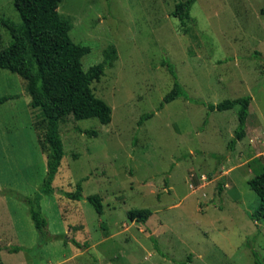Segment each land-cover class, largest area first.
Returning <instances> with one entry per match:
<instances>
[{
	"label": "rangeland",
	"instance_id": "1",
	"mask_svg": "<svg viewBox=\"0 0 264 264\" xmlns=\"http://www.w3.org/2000/svg\"><path fill=\"white\" fill-rule=\"evenodd\" d=\"M181 1L62 0L72 41L90 48L84 70L110 54L92 88L112 122L60 123L65 156L54 194L41 196L44 235L28 204L49 171L41 111L27 81L0 69V98L16 97L0 104V264H264L248 184L264 169V0H198L185 27L172 16ZM0 17L21 22L14 0H0ZM12 41L0 24V51ZM167 63L188 98L161 108L175 83ZM245 96L246 136L230 149L237 110L208 105ZM78 185L81 201L65 197ZM94 195L102 216L87 200ZM142 208L152 211L147 222L132 221Z\"/></svg>",
	"mask_w": 264,
	"mask_h": 264
},
{
	"label": "trees",
	"instance_id": "2",
	"mask_svg": "<svg viewBox=\"0 0 264 264\" xmlns=\"http://www.w3.org/2000/svg\"><path fill=\"white\" fill-rule=\"evenodd\" d=\"M198 0H185L176 4L172 16L185 27L191 20V12ZM62 0H14V7L21 22L0 17V24L13 36L12 43L0 51V69L18 74L27 81V92L31 97V107L41 111V121L38 129L44 131L41 135V146L47 154L49 171L44 181L41 193L28 199L30 213L35 228L41 235L46 233L47 220L40 207L42 195L54 194L53 183L65 156L63 139L59 126L68 117L76 121L98 119L102 125L112 122V109L102 99L98 98L92 88L105 75V69L110 62V54L106 52L103 63L83 68L82 60L90 53V48L76 44L70 37L73 28L70 19L59 13ZM264 16V7L260 10ZM175 83L174 88L166 95L164 103H171L178 98H188L187 93L178 81L175 68L166 64ZM15 96L0 98V104L15 99ZM252 102L251 96L224 100L218 104H209L211 112L237 110L238 127L235 138L229 148L235 149L237 143L246 136V124ZM154 113L142 116L140 124L154 117ZM89 136H96L95 131H86ZM43 134V133H42ZM255 192L258 203L251 218L257 223H264V169L248 181ZM222 186V185H221ZM223 190L220 188V191ZM72 201L83 199L82 186L78 185L71 193H63ZM98 215L104 214L103 200L94 195L87 198ZM152 215L150 209H132L129 218L132 221L146 223ZM75 245L79 244L74 241ZM9 253L20 251L19 247L6 246ZM254 255L257 257L256 253ZM257 264H262L257 260Z\"/></svg>",
	"mask_w": 264,
	"mask_h": 264
}]
</instances>
